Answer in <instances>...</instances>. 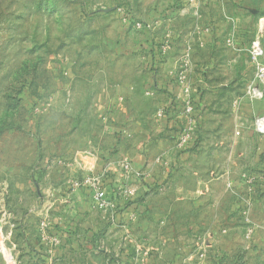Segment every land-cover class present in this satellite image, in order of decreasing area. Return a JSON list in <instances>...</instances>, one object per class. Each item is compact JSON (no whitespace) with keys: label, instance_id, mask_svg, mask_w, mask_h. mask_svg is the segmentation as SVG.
Segmentation results:
<instances>
[{"label":"rangeland","instance_id":"374dc122","mask_svg":"<svg viewBox=\"0 0 264 264\" xmlns=\"http://www.w3.org/2000/svg\"><path fill=\"white\" fill-rule=\"evenodd\" d=\"M261 119L264 0H0V264H264Z\"/></svg>","mask_w":264,"mask_h":264},{"label":"built area","instance_id":"2783aa9c","mask_svg":"<svg viewBox=\"0 0 264 264\" xmlns=\"http://www.w3.org/2000/svg\"><path fill=\"white\" fill-rule=\"evenodd\" d=\"M257 56H259V54L261 53V50L258 48V46L255 47V51ZM178 83L183 86V90H185L186 92V100H185V105H184V114L185 115H191L194 111V104L193 102H191V97L189 95V85H188V80H187V76L183 73L180 74L179 79H178ZM167 113V109L162 107L159 109L158 111V119L163 120L165 119V115ZM258 126L260 127L261 131H264V125H263V119L258 121ZM186 135L182 136V143L184 144L188 138ZM127 168V170H129L130 168V164H126L125 166ZM85 185H88L89 187H92L96 190L94 197H95V201L96 204L100 207V208H105L108 207L109 204L106 200V192L103 189V185H101V179L99 178H88L85 182Z\"/></svg>","mask_w":264,"mask_h":264},{"label":"crops","instance_id":"0c3cea01","mask_svg":"<svg viewBox=\"0 0 264 264\" xmlns=\"http://www.w3.org/2000/svg\"><path fill=\"white\" fill-rule=\"evenodd\" d=\"M176 86H177V84H176ZM170 89H171L170 92H171V94L173 95L174 98L171 101L169 100L170 102H167L163 107L167 109V113L171 112L172 116H171V113H170L169 120L168 119L166 120V118L163 119L162 120L163 122H161V124H159L160 127L156 128V132L158 134H160V135L163 134V133H166L167 135H170V137L167 136V138L162 139V140L164 141L166 146H168L169 143L170 144L173 143L175 145V147H176L175 143H176V139L178 138L177 134L181 133L182 130L185 129L184 126H185L186 122L183 120L182 115L178 116L177 115L178 113L174 112L175 109H174L173 106H177L179 104L183 108L184 105H185L186 98H184L183 93L181 92V89H178V86H177V91L175 90V86L173 88H170ZM159 109H158V111H159ZM194 110H195V106H194ZM158 121H160V119H158ZM187 144L188 143L186 141L183 145L186 146ZM162 157L163 156L160 155L158 158H162Z\"/></svg>","mask_w":264,"mask_h":264}]
</instances>
